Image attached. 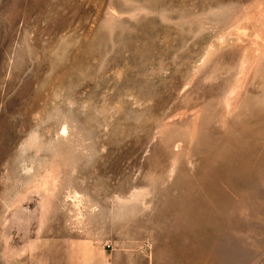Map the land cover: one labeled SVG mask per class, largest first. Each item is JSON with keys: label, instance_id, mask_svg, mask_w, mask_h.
Masks as SVG:
<instances>
[{"label": "rangeland", "instance_id": "rangeland-1", "mask_svg": "<svg viewBox=\"0 0 264 264\" xmlns=\"http://www.w3.org/2000/svg\"><path fill=\"white\" fill-rule=\"evenodd\" d=\"M0 264H264V0H0Z\"/></svg>", "mask_w": 264, "mask_h": 264}]
</instances>
